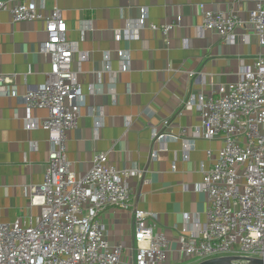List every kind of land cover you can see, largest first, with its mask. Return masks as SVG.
<instances>
[{
    "label": "crops",
    "instance_id": "crops-1",
    "mask_svg": "<svg viewBox=\"0 0 264 264\" xmlns=\"http://www.w3.org/2000/svg\"><path fill=\"white\" fill-rule=\"evenodd\" d=\"M5 1L11 5L22 0ZM40 1L43 14L55 6L60 9L66 39L75 49L71 68L80 82V110L65 143L72 170L80 176L91 167L94 153L107 151L117 169L139 171L128 178L130 210L108 207L101 214L105 237L111 245L130 248L132 213L148 211L155 216L153 231L168 241L160 264H193L180 251L178 235L183 226L205 222L206 197L198 188L201 169L213 159L206 151L215 153L222 143L203 133L193 136L197 111L182 108V101L234 81L241 69H252L255 55L264 52L247 27L236 29L230 41L202 32L199 4L232 9L245 17L257 2L264 9V0ZM141 8L146 18L138 26ZM166 23L172 26L163 35L159 26ZM45 39L42 21L14 23L0 10V75L10 78L19 94L0 97V223H33L41 211L40 193L32 187L43 181L48 133L42 128L28 131L24 122L28 116L45 117L47 110L27 111L20 96L26 87L43 84L50 70L49 58L40 51ZM119 50L125 54L123 61L117 57ZM80 52L85 59L79 58ZM97 119L100 127L95 126ZM165 119L178 139L153 142L152 129H163ZM182 141L191 144L187 158Z\"/></svg>",
    "mask_w": 264,
    "mask_h": 264
},
{
    "label": "built area",
    "instance_id": "built-area-1",
    "mask_svg": "<svg viewBox=\"0 0 264 264\" xmlns=\"http://www.w3.org/2000/svg\"><path fill=\"white\" fill-rule=\"evenodd\" d=\"M8 2L0 0V10L8 12L12 22L44 23L46 39L40 51L49 58L50 70L43 84L26 87L20 97L27 111L47 110L40 119L28 116L24 129L47 131L49 150L43 181L32 187V192L40 193V214L33 223H0V264H160L168 241L153 231V214L133 211L130 248L111 245L101 223V214L108 207L130 210L128 178L138 176L139 171L117 169L108 152L100 151L94 153L91 167L76 176L66 157L65 143L79 115L81 94L77 72L71 68L75 49L66 39L60 9L55 6L43 14L40 0ZM199 8L202 32L212 31L230 41L236 29L247 27L264 47V9L260 2L245 17L232 9L206 8L203 3ZM145 18L141 8L135 24L142 26ZM171 26L162 24L159 30L166 35ZM150 27L157 28L154 24ZM116 54L125 59L122 50ZM85 57L79 53L81 60ZM104 59L107 61V55ZM1 96H19L14 82L3 75ZM192 107L199 121L193 136L203 133L207 139L219 138L222 147L215 153L206 151L213 159L208 168L201 169L198 188L206 197L205 222L183 226L177 240L179 249L193 264L227 255L264 259V52L255 55L252 69H241L234 81L192 93L182 101V108ZM100 125L101 121L95 120V126ZM169 125L165 119L163 129H152L153 142L178 139L168 131ZM190 145L182 141L183 158H187ZM36 197L32 196V201Z\"/></svg>",
    "mask_w": 264,
    "mask_h": 264
},
{
    "label": "water",
    "instance_id": "water-1",
    "mask_svg": "<svg viewBox=\"0 0 264 264\" xmlns=\"http://www.w3.org/2000/svg\"><path fill=\"white\" fill-rule=\"evenodd\" d=\"M194 264H264V259L243 255H227L206 259Z\"/></svg>",
    "mask_w": 264,
    "mask_h": 264
}]
</instances>
